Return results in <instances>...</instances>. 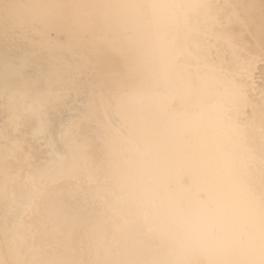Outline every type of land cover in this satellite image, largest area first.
I'll list each match as a JSON object with an SVG mask.
<instances>
[{"label":"bare ground","instance_id":"6f19581e","mask_svg":"<svg viewBox=\"0 0 264 264\" xmlns=\"http://www.w3.org/2000/svg\"><path fill=\"white\" fill-rule=\"evenodd\" d=\"M0 264H264V0H0Z\"/></svg>","mask_w":264,"mask_h":264}]
</instances>
